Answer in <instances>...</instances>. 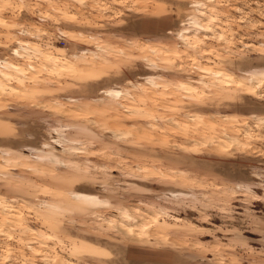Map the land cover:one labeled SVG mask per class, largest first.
<instances>
[{
    "label": "rangeland",
    "instance_id": "rangeland-1",
    "mask_svg": "<svg viewBox=\"0 0 264 264\" xmlns=\"http://www.w3.org/2000/svg\"><path fill=\"white\" fill-rule=\"evenodd\" d=\"M0 264H264V0H0Z\"/></svg>",
    "mask_w": 264,
    "mask_h": 264
},
{
    "label": "bare ground",
    "instance_id": "bare-ground-1",
    "mask_svg": "<svg viewBox=\"0 0 264 264\" xmlns=\"http://www.w3.org/2000/svg\"><path fill=\"white\" fill-rule=\"evenodd\" d=\"M252 75H253V74H252ZM252 75H249V77L253 79V76H252ZM220 78H222V77H220ZM220 78H219V79H220ZM226 78H229V79H227V80L225 81L226 83H229V81H232V80H233V78H232L230 75H226ZM254 78H255V77H254ZM223 79H224V78H223ZM220 80H221V79H220ZM224 80H225V79H224ZM224 80H223V81H224ZM243 86H244V85H243ZM180 87L183 88V89H185V90H193L192 87H190V86H188V85H184V84H180ZM247 88H248V87H247ZM247 88H246V89H247ZM244 90H245V89H244ZM126 216H127V214H126ZM123 217H124V214H123ZM125 221H126V220H125ZM129 230H131V232H132V229H129ZM125 231H126V229H125ZM127 234H131V233H128V232H127ZM132 234H133V233H132Z\"/></svg>",
    "mask_w": 264,
    "mask_h": 264
}]
</instances>
